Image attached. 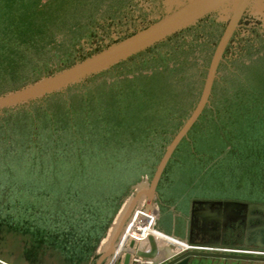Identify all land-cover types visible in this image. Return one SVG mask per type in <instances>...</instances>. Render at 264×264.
I'll return each mask as SVG.
<instances>
[{
  "label": "water",
  "instance_id": "95a60500",
  "mask_svg": "<svg viewBox=\"0 0 264 264\" xmlns=\"http://www.w3.org/2000/svg\"><path fill=\"white\" fill-rule=\"evenodd\" d=\"M48 70L12 89L17 79ZM3 89L0 138L172 140L148 190L137 191L123 213L101 264L118 249L124 220L143 194L149 208L182 139L264 132V0H0ZM237 221L243 243L224 242ZM136 241L118 250L122 264L132 255H158L153 236L148 251ZM185 244L264 250V204L194 201ZM171 250L153 264H188L191 257L264 262Z\"/></svg>",
  "mask_w": 264,
  "mask_h": 264
},
{
  "label": "rangeland",
  "instance_id": "374dc122",
  "mask_svg": "<svg viewBox=\"0 0 264 264\" xmlns=\"http://www.w3.org/2000/svg\"><path fill=\"white\" fill-rule=\"evenodd\" d=\"M171 141L0 138V259L10 264H95L133 196L149 186ZM126 186L127 195L94 249L95 216L107 211L108 194L120 193ZM156 191L149 208L157 245L181 250L185 242L155 228L173 214L188 217V206L184 210L178 206L182 198L264 204V132L230 131L182 139ZM147 203L146 196L133 204L114 247L128 245L130 237L140 233L143 239L135 244L149 246L144 224ZM87 207L92 211L86 212ZM76 217L82 222L77 228L70 221ZM170 253L164 251L158 260ZM118 256L123 253L107 256L101 264L110 258L114 264ZM188 264L264 262L191 257Z\"/></svg>",
  "mask_w": 264,
  "mask_h": 264
},
{
  "label": "crops",
  "instance_id": "0c3cea01",
  "mask_svg": "<svg viewBox=\"0 0 264 264\" xmlns=\"http://www.w3.org/2000/svg\"><path fill=\"white\" fill-rule=\"evenodd\" d=\"M141 190H145V191L148 190V186L143 187ZM143 197H146V195L143 194L142 196L139 197V199L143 198ZM196 200H204V199H203V197H193L190 200L186 199V198H182L181 200H179L178 201L179 202V205H178L179 209L184 210L186 208V206H188V212H189L188 217L186 216V217H183V219H181L179 217L177 218V216L174 214L172 216H169L168 219L161 221V223H159L158 227L161 230L160 232H162L163 234L170 236L172 238H176L180 241L186 242L188 240V237H189L190 214H191V211L193 208V202ZM130 213H131V211L129 212V214ZM129 214L127 215V217L124 220V226H126L127 222L130 219V217H128V216H131V215H129ZM136 247L142 248L145 250H147L149 248V246L145 245V244H143V245L140 244L139 246L136 245ZM158 248H159V253L154 259H143V258H139L137 256L132 255L130 258L129 264L152 263V262L158 260L162 256L163 252L166 249L167 250L172 249V248H168L166 245H163V244L159 245ZM172 251L173 250H171V253H172ZM119 257L120 256H118L117 259H115L114 264H117L116 262L119 261V259L121 260V262L118 264L123 263V256H122V258H119ZM111 259L112 258L108 259L106 264H110ZM0 261H2V260L0 259ZM2 262L6 263V264H10V263H7L5 261H2Z\"/></svg>",
  "mask_w": 264,
  "mask_h": 264
},
{
  "label": "trees",
  "instance_id": "16d2710c",
  "mask_svg": "<svg viewBox=\"0 0 264 264\" xmlns=\"http://www.w3.org/2000/svg\"><path fill=\"white\" fill-rule=\"evenodd\" d=\"M74 61V58L73 59H69L68 61H66V63L62 66H67L68 64H70L71 62ZM54 71V70H53ZM53 71H46L44 73L42 72H38V71H35L34 72V76L31 78V79H26V77H21L19 80L17 79L13 85H12V89H15V88H19L31 81H34V80H37L38 78H40L43 74H50L52 73ZM23 79V80H21ZM6 89H3V90H0V93H3L5 92ZM10 90V89H8ZM196 124V123H195ZM129 191V188L126 186V188L118 193V191L116 190L115 192L112 191L110 194H108V196L105 198L106 201H104V207L106 206L107 208V211H103L102 213H98V215L95 216V218H97L98 220H101L100 223H98L96 220L97 219H94V225H96V228H92L93 230L91 231H96L95 234H97L98 236H96V241H94L92 247L95 249V247L97 246L98 244V241L99 239L104 236L105 234V231H106V228L109 226L110 222L112 221L113 219V216L119 206V204L121 203L123 197H125L127 195ZM92 211L90 208H86V212H90ZM82 216V215H81ZM77 218V217H76ZM70 219V221H72L71 223L76 225V228L78 225L82 224V222L79 221V219ZM69 250V249H68ZM73 249H71L72 251ZM92 251V249H91ZM64 253H66L65 250H63ZM90 257V256H89ZM87 257V258H89Z\"/></svg>",
  "mask_w": 264,
  "mask_h": 264
},
{
  "label": "built area",
  "instance_id": "2783aa9c",
  "mask_svg": "<svg viewBox=\"0 0 264 264\" xmlns=\"http://www.w3.org/2000/svg\"><path fill=\"white\" fill-rule=\"evenodd\" d=\"M131 224H129L128 227H130ZM157 227V225H156ZM142 229V228H141ZM140 229V230H141ZM157 230V228H155ZM158 231V230H157ZM137 233L139 234L140 231L137 230ZM141 233L139 236H133L135 240L139 241L140 239L142 240L143 237L141 238ZM132 237V236H131ZM130 237V239H131ZM187 249H195V250H205L209 252H220V253H235V254H245V255H253V256H264V250H256V249H240V248H229V247H214V246H203V245H185L183 248L185 250ZM6 264V263H5Z\"/></svg>",
  "mask_w": 264,
  "mask_h": 264
},
{
  "label": "flooded vegetation",
  "instance_id": "af4514ba",
  "mask_svg": "<svg viewBox=\"0 0 264 264\" xmlns=\"http://www.w3.org/2000/svg\"><path fill=\"white\" fill-rule=\"evenodd\" d=\"M204 200H237V199H204ZM239 201H244V200H239ZM244 202H250V201H244ZM251 203H255V202H251ZM250 223H253V220H251ZM243 232H245V227L239 221L232 223L230 228L226 232L224 242L226 243L237 242V244L243 243L242 240Z\"/></svg>",
  "mask_w": 264,
  "mask_h": 264
},
{
  "label": "bare ground",
  "instance_id": "6f19581e",
  "mask_svg": "<svg viewBox=\"0 0 264 264\" xmlns=\"http://www.w3.org/2000/svg\"><path fill=\"white\" fill-rule=\"evenodd\" d=\"M151 212H152V207L149 209L144 208V224H145V230H146V237L148 238L149 236H153V238L155 239L154 234H153V230H152ZM122 246H124V245H120V246L115 247V248H118L115 253H119L118 250H120V248Z\"/></svg>",
  "mask_w": 264,
  "mask_h": 264
}]
</instances>
